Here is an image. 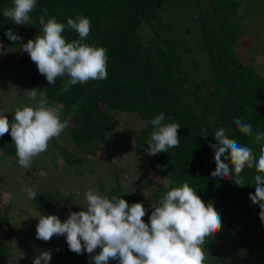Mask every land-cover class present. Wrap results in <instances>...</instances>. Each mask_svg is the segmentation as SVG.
I'll return each instance as SVG.
<instances>
[{
    "label": "trees",
    "instance_id": "trees-1",
    "mask_svg": "<svg viewBox=\"0 0 264 264\" xmlns=\"http://www.w3.org/2000/svg\"><path fill=\"white\" fill-rule=\"evenodd\" d=\"M194 1L198 9L192 15V22L180 26L166 13L176 8L178 13L179 9L191 10L192 0H37L29 25H16L4 17V9L11 8L13 2L0 0V38L20 49V44L42 34L38 17L43 9L48 13L45 21L54 17L66 24L69 18H89L91 31L83 43L107 49V78L73 85L65 92L62 85L67 78L48 84L29 55L23 52L21 57L17 56L16 64L19 68L24 66L21 73L18 70L22 86L27 91L33 88L45 91L48 105L59 107L61 120L68 125L61 135L68 136L74 153L76 148L85 149L90 144L110 159L106 139L118 115L130 114L143 119L144 126L127 132L124 143H129L141 159L145 178L150 174L159 178L148 183L153 191L150 199L130 196L134 198L133 203L139 202L147 210L143 217L145 223L152 206L158 205L167 191L187 182L206 204H213L233 243L246 253L247 260L259 262L264 257L261 238L264 222L259 218V207L249 199L255 192V168H245L241 173L245 186L235 185L231 178L220 180L210 175L215 170L214 149L210 145L216 143L213 137L220 127L228 130L230 138L251 147L257 159L259 156L260 145L255 144L254 137L244 136L234 123L240 118L251 124L254 133L264 132V74L256 66L255 49L242 38L248 32L242 22L250 15L251 5L246 0H212L211 10L203 13L199 8L201 2ZM240 6L244 12L239 11ZM143 24L148 25L146 29H142ZM8 29L22 37L20 44L7 38ZM63 35L68 42L79 38L74 30L67 28ZM245 51L248 55L242 56L240 52ZM161 113L165 117L162 123L180 125V145L167 153L149 156L146 141L153 131L150 121ZM8 114L11 123L13 108ZM201 128L207 129V137L201 136ZM0 150V157L11 158L16 154L10 134L0 137ZM5 166L1 163L0 174L6 172ZM34 166L33 162L27 173L32 175ZM164 181L168 184L164 185ZM116 189L119 190L117 197L121 198L124 192L120 184ZM35 192L37 197L30 202L44 213L49 208L47 199ZM1 193L0 187V231L3 226L7 230L0 239V261L5 262L14 249L9 236L12 206L9 202L3 206ZM61 208H64L62 204ZM219 245L215 237L206 240L205 264H223ZM51 255L49 264L91 261L86 252L70 251L65 240ZM110 262L118 264L116 260Z\"/></svg>",
    "mask_w": 264,
    "mask_h": 264
},
{
    "label": "clouds",
    "instance_id": "clouds-1",
    "mask_svg": "<svg viewBox=\"0 0 264 264\" xmlns=\"http://www.w3.org/2000/svg\"><path fill=\"white\" fill-rule=\"evenodd\" d=\"M13 6L5 8L3 15L16 25L32 24L30 13L35 9L37 0H12ZM239 11H243L241 8ZM38 17L42 34L20 44L22 37L11 29L5 32L13 43L22 45L38 72L50 85L59 78H67L62 88L65 92L73 85L89 81H102L107 78V49L83 43L91 31V21L84 16L69 18L60 23L54 17H47V9ZM74 30L78 39L68 42L63 35L65 30ZM0 55H6L0 43ZM28 97L36 106L17 107L10 123L0 114V137L10 134L15 145L19 166L28 169L34 158L47 151L50 141L58 138L68 127L61 120L59 107L48 105L47 93L33 88L27 91ZM161 113L150 121L153 131L146 141L149 156L167 153L180 145L178 123H162ZM234 123L244 136L254 137L260 145L259 156L251 147L230 138L228 130L218 128L213 139L215 170L210 173L215 179L231 178L235 185L245 186L241 173L245 168H255V192L249 195L253 205L259 207V218L264 222V132H253L250 123L237 118ZM201 136L207 137V129L201 128ZM47 179L43 170L39 173ZM29 199L35 200L36 192L30 187H21ZM86 204L82 211L69 212L61 222L56 215H40L36 225V239L45 242L54 236H64L70 251L76 254L88 253L94 264H205L204 248L208 239H214L222 228V218L212 203L206 204L196 190L184 182L173 187L152 206L148 223L143 217L146 209L139 203L128 202L120 197L108 198L98 190L89 189L85 193ZM99 249L98 254H94ZM50 251L40 253L32 264H49Z\"/></svg>",
    "mask_w": 264,
    "mask_h": 264
},
{
    "label": "rangeland",
    "instance_id": "rangeland-1",
    "mask_svg": "<svg viewBox=\"0 0 264 264\" xmlns=\"http://www.w3.org/2000/svg\"><path fill=\"white\" fill-rule=\"evenodd\" d=\"M197 1L201 2L199 8L203 13L211 10L212 0ZM194 2L196 1L192 0L190 3L191 10L189 8L182 12V9H179L178 11L182 14L178 13L176 8L167 12L166 16L174 19L180 26L187 21L191 23L192 15L198 9ZM246 4L251 5V13L246 16L245 20L242 19L244 20L242 24L248 28V32L242 38L252 50L255 49L256 66L264 74V0H246ZM241 8L243 7L240 6ZM146 26L148 25L143 24L142 29H146ZM30 39H35V37ZM0 43L5 49L10 50L6 55H0V112L11 120L8 110L11 111L13 108L14 112L17 107H33L34 102L29 99L27 90L22 86V76L18 73V70L20 73L23 71L24 66L19 68L16 65L17 56L21 57L23 51L1 38ZM245 53L247 54L246 51L240 52L242 56L246 55ZM126 117L122 113L119 114L116 122L108 129L106 143L110 146V159H106L104 153L100 155L97 148L90 144L85 149L76 148L77 152L74 153L67 135L54 138V143L50 141L47 151L34 158L35 166L31 168L32 175L27 173V169L19 166L16 154L10 156L11 158L0 157V165L1 163L6 164V172L0 174L1 201L3 206L8 202L12 206L10 210L12 230L9 236L11 247H14L7 261H0V264H32L40 253L57 251L59 243L62 240L66 241L65 237L54 236L48 242L36 239V225L39 216L56 215L63 222L69 212L83 210L82 207L86 204L85 193L89 189L98 190L101 194L111 198L119 195V190L116 188L120 184L121 191L124 192L121 198L129 205L134 202V198L130 196L140 195L145 200L150 199L153 191L148 183L152 179L158 181L159 178L150 174L146 179L141 159L136 156L129 143H124L125 134L144 126V121L136 115L133 117V115L126 114ZM0 154H2L1 150ZM42 170L47 173V179L40 177L39 173ZM163 184L167 185L168 182L164 181ZM21 187H30L38 194H43L49 204L48 210L44 213L36 210L27 193L20 191ZM5 228L3 226L0 231V239L7 232ZM215 238L220 244L219 251L223 264H264V257L259 262L247 260L246 253L233 243L230 232L223 221L222 228L215 234ZM261 238L264 245V230ZM98 252L99 249L95 254ZM15 253L16 257H14ZM88 264H94V262L89 261Z\"/></svg>",
    "mask_w": 264,
    "mask_h": 264
}]
</instances>
